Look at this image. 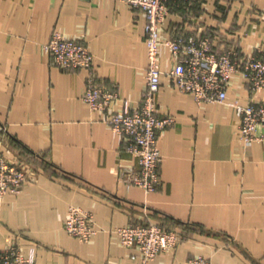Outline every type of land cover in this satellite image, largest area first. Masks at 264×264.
I'll return each mask as SVG.
<instances>
[{
	"label": "crops",
	"instance_id": "0c3cea01",
	"mask_svg": "<svg viewBox=\"0 0 264 264\" xmlns=\"http://www.w3.org/2000/svg\"><path fill=\"white\" fill-rule=\"evenodd\" d=\"M147 18L120 0H0V149L36 172L20 194L0 200V249L17 245L36 264H137L136 248L113 231L160 224L183 241L151 264H264V127L246 145L236 106L261 103L241 73L224 103L198 104L168 75L176 59L162 44L157 94L173 126L160 135L162 184L153 193L129 186L137 166L107 115L84 100L89 70H62L47 53L54 32L82 39L94 56L97 81L119 91L121 110L140 106L147 83ZM213 34L216 48L242 56L264 50V0H202L174 7L161 29ZM73 206L91 211L98 233L71 236Z\"/></svg>",
	"mask_w": 264,
	"mask_h": 264
},
{
	"label": "built area",
	"instance_id": "2783aa9c",
	"mask_svg": "<svg viewBox=\"0 0 264 264\" xmlns=\"http://www.w3.org/2000/svg\"><path fill=\"white\" fill-rule=\"evenodd\" d=\"M132 9L142 11L147 18L148 69L147 83L140 106L131 108L123 102L121 110L114 106L122 101L118 90L97 81L94 56L82 39H73L62 32H54L45 44L54 64L62 70L86 69L90 75L84 100L94 110L106 114L107 123L121 137L125 151L137 160V166L124 177L129 186H137L147 193L155 192L162 184V154L160 135L173 126L172 115H160L157 94L160 91L163 70L160 48L165 44L176 59L168 75L182 93L192 94L196 103H224L231 78L241 73L252 91L264 90V50L242 56L236 48L218 49L213 34L207 32L176 33L162 41L161 29L174 7L189 12L202 0H120ZM240 136L246 145L261 139L264 127V100L247 106L237 105ZM36 172L17 158H9L0 149V200L8 194H20L25 185L35 180ZM67 232L82 242H90L98 233L91 211L73 206L65 222ZM123 246L136 248L137 264H151L161 253L173 250L183 241V232L160 224H128L113 230ZM0 264H36L33 256L26 257L17 245L0 249ZM186 264H213L202 255L191 257Z\"/></svg>",
	"mask_w": 264,
	"mask_h": 264
}]
</instances>
